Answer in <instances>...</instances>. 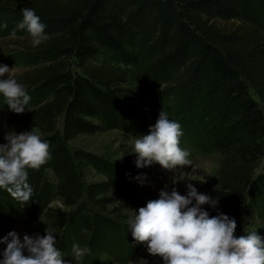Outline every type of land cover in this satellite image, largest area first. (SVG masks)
<instances>
[{"label": "trees", "instance_id": "16d2710c", "mask_svg": "<svg viewBox=\"0 0 264 264\" xmlns=\"http://www.w3.org/2000/svg\"><path fill=\"white\" fill-rule=\"evenodd\" d=\"M26 7L46 25L47 38L27 47L41 64L16 78L31 109L15 119L49 144L50 159L27 169L30 202L0 188V227L21 223L41 237L53 230L69 264H128L145 249L114 206L117 197L137 208L147 204L136 191L145 174L137 157L112 160L68 146L79 135L104 131L147 134L150 114L127 79L134 67L149 91L162 87L193 98L207 117L211 146L221 159L209 192L218 203L204 210L234 218L237 237L251 232L244 231L242 215H256L264 228V172L255 173L264 155V0L0 2L18 23ZM101 57L118 64L107 66ZM190 145L204 144L180 147ZM85 167L103 180L86 182ZM256 231L264 238V230ZM73 243L90 252L77 260Z\"/></svg>", "mask_w": 264, "mask_h": 264}, {"label": "clouds", "instance_id": "9594fccd", "mask_svg": "<svg viewBox=\"0 0 264 264\" xmlns=\"http://www.w3.org/2000/svg\"><path fill=\"white\" fill-rule=\"evenodd\" d=\"M21 12L23 19L11 34L26 29L33 46H39L47 38L46 25L33 9L26 7ZM3 28H7L6 23H0V29ZM10 70L0 65V93L10 111L22 114L30 96L16 79L4 78ZM182 135L180 124L161 110L148 134L135 139L136 167L157 163L165 170H173L191 165L189 152L180 147ZM4 139L7 143L0 144V188L6 189L14 200L28 203L33 188L28 183L27 169H39L47 163L49 144L32 130L9 132ZM187 189L186 195L175 188L161 191L159 199L140 207L129 221L133 239L145 245L149 255L161 258L163 264H264V238L257 231L237 237L234 218L224 214L210 217L202 209L206 204L215 207L216 199L198 193L190 183ZM56 243L53 230L48 228L42 237L25 234L22 240L15 231H10L0 237V244L6 245L0 252V264H69ZM71 252L79 260L90 249L73 243Z\"/></svg>", "mask_w": 264, "mask_h": 264}, {"label": "rangeland", "instance_id": "374dc122", "mask_svg": "<svg viewBox=\"0 0 264 264\" xmlns=\"http://www.w3.org/2000/svg\"><path fill=\"white\" fill-rule=\"evenodd\" d=\"M4 1L7 0H0V2ZM9 14L10 11L0 9V23L7 24V28L0 29V65H6L11 69L4 78L12 77L16 79L17 76L41 64V61L27 48L33 44L32 37L26 29L18 30L15 35L11 34L18 22H14ZM99 62H107V66L113 67H116L118 64L117 61L111 57H101ZM71 64L72 69L79 72L76 68V63L72 61ZM138 71L137 68H130L127 79L128 83L139 92L136 100L137 103L141 104L150 114V126L155 124L159 112L163 110L168 114L170 120L177 121L181 126L183 135L180 137V146H182L184 142L188 143L191 141H200L201 144L204 145L200 148L194 145L184 148V150L189 152L188 159H190L191 165L182 168L177 167L173 170H165L157 163L144 167L145 174L136 182V191L142 195L147 203L150 200L159 199V193L161 191L170 192L172 188H175L179 194L186 195L188 191L187 184L190 183L197 189L198 193L210 196V179L218 170L221 157L217 151L212 149L211 133L209 132V126L206 125V115L202 113L200 109H197L193 98L186 101V98L183 97V99L180 93L177 92H172L173 94L169 93L172 94L169 95L167 91L162 90V87L152 92L149 91L146 85L140 82ZM6 102V98L0 93V138L3 144L7 143L4 137L9 132L20 134L27 131L17 125L15 118L18 114L10 111ZM30 105L31 103L26 105L25 111L31 109ZM136 138L137 137L130 136L120 131H104L93 135H79L70 141L68 146L70 151L82 149L98 156L109 157L112 160H116L124 155L136 156L133 152ZM260 172H264V155L255 171V173ZM83 175L86 182L103 180L102 176L95 173L89 167L83 169ZM174 180L175 183H173ZM193 203H195V201H193ZM54 204L60 205L59 202H55ZM114 206L122 215L127 217V221L134 219L136 215L135 211L139 209L125 202L120 197H117V202ZM209 206L210 205L206 204L201 207L204 210ZM241 222L244 231L264 230L262 222L256 215L251 217L242 215ZM36 224L37 223L33 224V226ZM10 231H15L21 240L25 234L31 236V229L19 223L9 227L1 226L0 237L7 235ZM4 247H6V245L0 244V252H2ZM25 255H27L26 251ZM128 264H163V261L157 256L149 255L145 247V249L140 251Z\"/></svg>", "mask_w": 264, "mask_h": 264}]
</instances>
